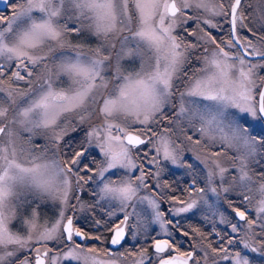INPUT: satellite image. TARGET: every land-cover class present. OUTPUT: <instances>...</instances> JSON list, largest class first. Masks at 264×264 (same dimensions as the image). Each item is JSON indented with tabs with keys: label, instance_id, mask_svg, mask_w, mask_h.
<instances>
[{
	"label": "snow or ice",
	"instance_id": "snow-or-ice-1",
	"mask_svg": "<svg viewBox=\"0 0 264 264\" xmlns=\"http://www.w3.org/2000/svg\"><path fill=\"white\" fill-rule=\"evenodd\" d=\"M0 2L10 11L8 15L0 13V92L7 94V100L0 101V264H9L17 251L24 249L29 255L20 264H200L195 250L181 251L169 231V227L181 229L180 222L167 221L166 226L157 200L140 195L148 189L149 178L159 177L161 153L164 160L176 164L184 151L194 152V159L204 165L205 186L197 187V179H192L182 190L188 199L175 193L169 197L174 205L171 211L178 217L197 209L201 202L207 203L204 197L208 192L228 193L236 185L244 189L240 205L229 204L238 220L230 224L231 232L239 233V222H243L244 236L221 238L218 248L211 243L208 248L230 264H250L239 251L229 254L223 245L226 239L228 246L242 244L252 252L264 248V173L255 176L250 168L264 149V133L253 135L250 131L264 123V75L259 74L264 69V0H254L259 27L246 23L244 8L250 6L247 0H220L219 4L215 0ZM189 9H202L213 18H228V39L217 40L199 27L185 30L186 37H199L196 42L186 43L184 37L175 35L179 24L200 20L199 16L188 15ZM203 23L219 27L211 19ZM238 29H246L251 38L240 36ZM84 34L98 38V45L73 44L68 39ZM203 43H210L211 51L204 47L203 52L194 55ZM190 58L202 62L191 76L185 71ZM137 60L138 67L124 68V64L135 65ZM109 72L110 80L106 79ZM182 77L186 82L180 84ZM19 81L27 83L26 91L13 86ZM178 84L185 90L178 91ZM177 93L179 104H171L175 115L166 114V107ZM18 97H27L23 107L18 105ZM181 117L191 127H195L193 120L199 121V139L181 127ZM165 122L169 126L161 131L160 125ZM17 125L29 133L42 132L46 139L43 148L32 147L31 135L24 141L27 148L18 144ZM81 128L85 135L79 146L68 144L66 138ZM181 135L183 140L177 143ZM150 144L156 156L147 160L146 168L143 161L135 162L133 151L137 152L136 159H141L140 146ZM217 145L218 150L213 151ZM92 147L98 149L102 159L93 157L85 162ZM230 150L236 155L229 157ZM225 163L237 173L229 186H224L229 171ZM152 165H156L155 173ZM183 166L192 169L195 165ZM94 177L99 178L100 200L116 202L119 215L111 209L103 212L101 219H93V231L105 229L111 237L108 243L123 247L128 234L136 238L138 232L133 230L145 223L135 209L147 202L153 218L160 222V233L151 237L152 256L144 248L124 252L109 248L101 254L95 246L77 243H104L102 234H90L67 214L75 211L70 204L73 193ZM217 179L219 188L213 186ZM160 187L158 183L152 185L153 191ZM163 187L170 185L165 182ZM30 195L59 201V210L39 224V213L33 209L31 218L24 221L27 235L14 233L9 224L22 209L31 206ZM90 207L95 212L96 206ZM250 208L255 218L250 216ZM133 218L135 224L130 222ZM221 222L226 221L221 218ZM177 235L187 237L189 233L180 230ZM257 235L259 248L252 245ZM50 243L55 249L49 247ZM208 255L204 250L206 261Z\"/></svg>",
	"mask_w": 264,
	"mask_h": 264
},
{
	"label": "rangeland",
	"instance_id": "rangeland-1",
	"mask_svg": "<svg viewBox=\"0 0 264 264\" xmlns=\"http://www.w3.org/2000/svg\"><path fill=\"white\" fill-rule=\"evenodd\" d=\"M217 4L220 3V0H215ZM247 3L250 6H247L244 8V12L246 11L247 14H244L245 16L248 17V20L246 23L249 24V27H259L261 21L259 20V17L257 13L254 11L256 8V4L254 0H247ZM188 15L192 16H199L200 20L197 21L196 19L188 21L187 24H179V26L175 30V35L178 37H184L186 43H193L196 42L197 39L199 38L198 36H193V37H186L185 35V30L187 31H192L193 29H196L197 27L203 29L204 32H209L212 36L216 37L217 40L219 39H228L227 34L229 32V23H228V18L226 17H211L209 13L204 12L202 9L201 10H196V9H189L187 10ZM35 16H39V13H34ZM204 19H211L212 23L218 24L219 27L217 28H212L210 25H206L203 23ZM63 22V21H62ZM238 34L240 36H249L251 38L250 34L247 32L246 29H238ZM68 39L73 43L77 42H82L85 46H90V47H96L99 43V39L96 37L91 36L90 34H84L81 35L80 37L76 36H69ZM207 47L211 51L212 45L210 43H203L201 48H198L195 50L194 55H199L201 52H203V48ZM190 64H188L185 68V71L188 72V75L191 76L193 73L194 69L200 68L202 66V62L196 61L195 59L190 58ZM0 63H3V60L0 59ZM124 68H127L128 70H131L132 67H138L139 66V60L136 61L135 65L131 64H124ZM39 70V69H37ZM264 69L259 70L260 75H264ZM65 81L67 80V77L63 78ZM106 79H111V73H106ZM185 81V78H181L180 84H183ZM178 84V91H184V87L180 86ZM14 87L18 88L20 91H26L28 88V85L25 81H19L16 84L13 85ZM27 97H18L17 98V103L20 107L24 106V102L26 101ZM7 100V94L6 92H0V101H6ZM171 104H179V96L177 93L176 99L172 100L170 102V105L166 107L165 112L166 114H170L174 116L175 114L172 112ZM178 111V107H177ZM181 127H183L188 135H192L194 139H199L200 138V133L196 131L197 128L200 127V123L198 120H193L192 124L195 125V127H191L188 123V121L184 118L181 117ZM243 123V121H241ZM169 125L167 122L164 124L160 125V130L163 131L165 127H168ZM155 127V126H153ZM16 131L18 132V140L17 143L24 146L25 148L28 147L27 144H24V141H27L29 136H32V147L36 149H42L43 146L46 143L45 135L37 131L36 133H29L28 131L23 130L20 128V126H15ZM253 135H256L258 133H264V123H259L256 124L252 129H250ZM85 132L83 128L79 129L75 133H71L68 138H66L68 144H73L75 146H79V143L84 139ZM75 139V140H74ZM173 139L175 140L176 137L174 136ZM183 140V136L181 135L179 140H176L177 143H181ZM74 142V143H73ZM187 147H191L190 144H187L185 142ZM219 145L214 147L212 150L216 151L218 150ZM68 149L65 150L64 152V157L67 158L68 155ZM89 156L85 160V162L90 161L93 157H95L97 160L102 159V157L99 156L98 154V149L95 147H92L89 149ZM148 153L147 157H144L143 154ZM261 154H264V149L260 150ZM261 154L256 155V157L253 159V161L250 164L251 172L255 176L261 175L259 173V169H263L262 164L264 165V159L261 158ZM49 156H51V152L48 153ZM139 155L141 156V159H136L137 152L134 150L133 151V159L137 164H140L142 161L147 168V160L151 159L153 156H156V152L153 149V146L150 144L146 148L144 146H140L139 150ZM236 155L235 150H230L228 152V156L232 157ZM195 153L194 152H189V151H184L181 153L180 159L176 164H173L171 161H166L163 159V154L161 153L159 160H160V168L162 171L160 172V175L158 178L153 176L152 178H149L147 180V183L149 185L148 189H144L140 192L141 196H150L152 198H155L157 202L160 204V208L158 209L160 212L163 213V220L167 226V221L169 215H171L172 218H182L185 217L188 214H196L200 216L203 220H205L209 225H213L215 228L220 227V228H227V234H230V236H238V237H243L244 233L246 231V225L243 222L240 223V232L239 233H232L230 224L238 223L237 218H235L232 208L229 207V204L232 205V207H237L240 205L241 200H240V193L245 191L244 189H241L238 185L234 187L233 191H230L228 193H224L223 191H219L218 194H213L211 192H208L204 200L207 203L201 202L197 209L192 210L191 212L188 213H183L180 216H175V214L171 211V209L174 207L172 203L169 202V200L165 197L162 196L161 194L158 193L161 192L164 187L163 185L166 180H164L166 175H169V182L173 181L176 182V184L182 185L183 182L192 181V179H197V187H204V165L200 161H196L194 159ZM187 158V159H186ZM185 163H194V168L188 169L184 167L183 165ZM261 164V165H260ZM224 167L228 168L229 171L225 176V185L224 186H229L233 184L232 177L235 176L237 173L232 169L230 164L225 163ZM257 167V168H256ZM257 170H256V169ZM253 169H255L253 171ZM151 170L153 173L157 171L156 165L151 166ZM135 175H139V172L136 171L135 169L132 170ZM255 173H258L255 174ZM98 179L97 177L93 178V181L90 182L88 185H84L82 187L83 190L88 189L90 192V195L88 197H80L78 194V189L73 193V197L70 200V204L75 206V211H68V215H75L74 218L76 219H81L82 222H80V225H85L87 227V231L92 234V235H97V234H102L105 229H101L99 233L93 231V225H92V219H101V216L103 212L108 211L109 209L116 211L117 214L119 215V207L116 202H111L107 200H100V196L97 194L98 193ZM115 179V177H113ZM160 184L161 187L158 189V191H153L152 185L153 184ZM171 183H168L170 185ZM220 181L217 179L216 183L213 184L214 187L219 188ZM87 186V187H86ZM92 186V187H91ZM91 187V188H90ZM182 187V186H181ZM180 187V188H181ZM254 187V186H253ZM96 190L95 192L93 190ZM249 195H253L254 193H246ZM75 197H78L79 199H76ZM95 197V199H94ZM198 198V197H194ZM29 200L33 201L31 206L22 209L20 214L13 219L10 224L9 228L12 232L14 233H19L21 235H27L28 232V227L24 223L25 220L31 218V212L33 209H35L39 213L38 217V223L43 224L46 220H49L54 217V214L59 210V201H53L52 199L46 197V196H32L30 195L28 197ZM185 199H188V196L185 197ZM256 199H259L258 196H256ZM97 202L99 204L97 205ZM238 203V204H237ZM255 203V199L253 200V204ZM90 206H96L95 212L91 210ZM178 206V205H177ZM132 208H129L128 211H132ZM243 210V209H242ZM135 211L141 215L145 223L143 224L141 229H134L133 231L138 232V235L136 238H133L132 233H129L126 241L123 243V247H119L118 251L124 252L125 249H129L132 251H135L132 249V247L139 242V246L136 248H144L147 249V255L152 256L153 255V250L149 249V246L151 245V237L156 236L157 234L160 233V222L156 221L154 217L153 210L151 209L150 205L147 204V202L140 203L136 207ZM252 218H255V212L252 209ZM171 218V220H172ZM221 218H223L226 222L222 223ZM104 219H107V217H104ZM113 220L116 219V217H112ZM132 224L136 223V218H133L130 221ZM173 224H175L173 222ZM214 228V229H215ZM198 230V232H193L192 236L191 234L188 235L186 238V248L182 249L181 251L187 252L191 250H195L196 252V259L200 261V264H213L214 261L218 262V264H230V261L227 260H221L219 255H216L211 252V249L208 248L209 242H205L203 239L200 238V231L199 228H195ZM169 231L174 233V228L169 227ZM255 231L259 234L260 228L257 227ZM195 233V234H194ZM196 235L195 241H193L192 237ZM104 233H103V235ZM174 236V235H173ZM104 240V239H103ZM110 240V238H109ZM128 241V242H127ZM77 243H82L86 247H92L95 246L102 254L104 249H109L111 248L113 251H116L109 243L106 245L104 242L103 244L99 242H94L90 243L89 241H79L77 240ZM179 244L183 245L184 244V239L182 237L181 240H179ZM253 247L259 248L260 245V237L257 235V238L255 241H252ZM108 246V247H107ZM49 247H52L55 249L54 244H49ZM228 252L229 254H234L235 252L239 251L243 256H246L247 259L249 260L250 264H264V248H259L258 251L252 252L250 249H246L243 247L242 244L239 245H232L228 246ZM9 250H12L11 248ZM204 250L208 251L209 255L207 258V261L205 260L204 257ZM27 255H29L27 249L17 251L16 256L12 257L11 260L9 261V264H20V261L23 260ZM221 255H223L221 253ZM72 264H76V262H72ZM126 264H130V262H126ZM153 264H155V261H153Z\"/></svg>",
	"mask_w": 264,
	"mask_h": 264
},
{
	"label": "trees",
	"instance_id": "trees-1",
	"mask_svg": "<svg viewBox=\"0 0 264 264\" xmlns=\"http://www.w3.org/2000/svg\"><path fill=\"white\" fill-rule=\"evenodd\" d=\"M244 14H247V12L245 11ZM227 37H228V35H227ZM262 167H263V169H260L258 167V169L260 170L259 173H261V174L264 173V165L263 164H262ZM255 169H253V171ZM255 174L258 175V173H255ZM164 180L167 181V184L168 183H171L170 184V187H167V188L164 187V189L161 192H159L158 190H156V191H158L159 194H161L162 196H165L168 200H169V197H171L173 193H175L181 199H185V197H187V193L185 191H182V190L183 189H186L187 187H189V182L188 181H185V182L182 183V185H179V184H176V182H173V181L169 182V180H171L169 178H167V179L164 178ZM177 220L180 222L181 229H174L173 235H174V238L178 241V247L180 248V250L186 248V240H187V238L185 236H183V235H177V232L180 231V230L187 231L189 233V235L191 234V236H192L193 229L199 228L200 238L203 239L205 242L211 243L212 244V247H217V248L220 246L218 242H219V240L221 238H227L228 236H230V234H227V228H220V227H216L215 228L213 225L212 226L209 225L205 220H203L202 218H200V216H198L196 214H188L185 217L179 218ZM170 221H173L175 223L176 222V219H172ZM214 228H215V232H213V229ZM102 232L105 235V237L103 236L104 242L106 243V245H108V241H109L110 236L107 234V231L106 230H105V232L104 231H102ZM103 233H102V235H103ZM217 233H219V235H217ZM182 237L184 239V244L183 245L179 244V240H181ZM196 238H197L196 235L193 236L192 237L193 241H195ZM94 242H96V241H94V240L93 241H90V243H94ZM139 245L140 244L138 242L136 244L135 248L132 247V249L133 250H136L137 249L136 247L139 246ZM223 246L226 247V248H228L227 247L226 239H225V242H224V245ZM149 249H152V248L149 246ZM187 251H189V249Z\"/></svg>",
	"mask_w": 264,
	"mask_h": 264
},
{
	"label": "flooded vegetation",
	"instance_id": "flooded-vegetation-1",
	"mask_svg": "<svg viewBox=\"0 0 264 264\" xmlns=\"http://www.w3.org/2000/svg\"><path fill=\"white\" fill-rule=\"evenodd\" d=\"M0 13H2V14H4V15H8V14H10V11L9 10H6L5 8H0ZM169 177V175H166L165 176V178L167 179ZM190 183H191V181H190ZM190 183H189V185H190ZM87 187V186H86ZM92 187V186H91ZM90 187V188H91ZM78 194H79V196L82 198V197H84V198H86V197H88V195H90V192H89V190L88 189H85V190H83L82 188L81 189H78ZM251 212H252V209L250 208L249 209V214H250V216L252 217V214H251ZM73 215V214H72ZM73 216H75V215H73ZM167 217H169L168 219H170L171 220V215H169V216H167ZM183 218V217H182ZM172 219H174V218H172ZM176 219V218H175ZM179 219V218H178ZM93 220V219H92ZM169 220V221H170ZM176 221H177V219H176ZM76 222L78 223V225L79 226H81L85 231H87V227L85 226V225H80V222H82V220L81 219H76ZM111 238V237H110ZM90 242V241H89ZM114 248V247H113ZM118 248V247H117ZM114 249H116V248H114Z\"/></svg>",
	"mask_w": 264,
	"mask_h": 264
},
{
	"label": "water",
	"instance_id": "water-1",
	"mask_svg": "<svg viewBox=\"0 0 264 264\" xmlns=\"http://www.w3.org/2000/svg\"><path fill=\"white\" fill-rule=\"evenodd\" d=\"M0 8H2V9L5 8V6H4V4L2 2H0ZM252 59H254V58H252ZM112 247L117 248L118 246H112Z\"/></svg>",
	"mask_w": 264,
	"mask_h": 264
}]
</instances>
